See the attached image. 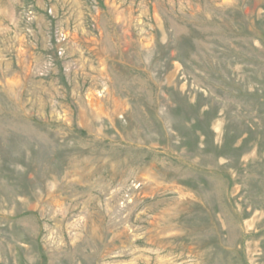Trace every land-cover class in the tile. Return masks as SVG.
<instances>
[{"label":"rangeland","instance_id":"374dc122","mask_svg":"<svg viewBox=\"0 0 264 264\" xmlns=\"http://www.w3.org/2000/svg\"><path fill=\"white\" fill-rule=\"evenodd\" d=\"M0 264H264V0H0Z\"/></svg>","mask_w":264,"mask_h":264}]
</instances>
